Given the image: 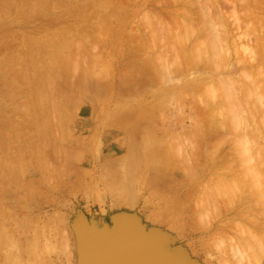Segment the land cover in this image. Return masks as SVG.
Here are the masks:
<instances>
[{"label":"rangeland","instance_id":"obj_1","mask_svg":"<svg viewBox=\"0 0 264 264\" xmlns=\"http://www.w3.org/2000/svg\"><path fill=\"white\" fill-rule=\"evenodd\" d=\"M6 1H9L11 8H9V10L0 8V264H38L37 261L39 260L43 262H41L42 264H81V253L79 251L81 235L77 237L76 227H86L88 222L90 223V219L97 218L101 222L100 227H105L107 230L106 233L108 237H110V227L114 226L113 216L130 213L139 218L140 221H144L148 214L164 209L166 204L173 201L174 198V200L181 201L183 205V208L181 207V213L185 221L182 222V228L187 226L183 229L184 232H182V234H184L176 245L182 246L183 248L185 247V254L189 256H187L189 262L190 259H192L196 264H238V261L235 263V257L237 256L234 254L235 257H233V252L235 253L237 250L234 248L236 242L237 244L241 241L243 242H241L242 245L239 243L243 246L241 256L244 255L243 252L245 253L246 251H244V245L245 247L248 245L247 248L250 249V247L259 240V244L262 245V241L264 240L262 233L264 232L260 234L258 230H260L259 228L262 226L261 230L263 231L262 228L264 224L261 223H264V218L262 216L258 217L259 212L258 214L256 213L257 215L255 214L256 218H263H261L263 222L262 220L259 222L260 226L256 223L257 219H254V213L247 214L248 218L253 216L252 220H256L255 224L259 225H255L259 228L255 227L250 219L254 229H258H255V231H258L259 234L263 236L262 238L259 235L261 237L259 239L257 238L258 236H256L258 232L251 234L255 231H248L247 228L252 229L253 227L248 222V218L246 219L244 214L245 211L243 212L244 215L240 214L242 217L237 213L242 212L241 207L245 209L249 208H246L247 205L252 209L254 205L259 206L262 203L263 205L259 207L262 210L264 208V200L263 202L259 200L260 203L258 200V202L256 201V199L260 197L259 192L264 189L262 185H259L260 181H257V183H259L258 185L263 189L257 190L258 193L256 191L254 192L259 195V197H256L254 200L256 203L254 202V204H252L255 197L252 191V195H249L250 197L253 196V199L249 197V199H252V203L250 201L252 205L244 200L247 204L243 206V204H241L243 199L241 202L239 201L240 203L238 202V198L244 196L243 192L246 191V188L249 189L247 185H244L246 180L243 184L244 181L242 180L244 177L242 176L243 178H240L241 175H239V173L241 174V171H239V169L245 170L248 169L245 166L248 165L250 167L251 165L249 160H244L245 163L249 161V164L246 165L243 163L245 165L242 167L243 164L240 158L245 156L242 155V151L247 149L246 153L244 152L245 150L243 151L246 157L248 156L247 159L251 157L247 153H254V158H250L252 164L255 163L252 166L253 168L256 164L260 166V164L264 162V160L261 159L264 157V118H261L264 117V112L262 113L264 110V99H258L264 94V89L262 91L260 87L264 85V79L263 81L261 80L264 72H260L262 71L261 66L264 68V61H261L264 57L261 58V56H259L264 53V0H254V3H252V0H235V2L238 1L236 3L237 5L232 0H225V2L223 0H218L219 5L220 1L222 4H225H221V7L218 6V2L215 4L216 0L213 2L211 0L212 4L218 6L216 8L215 5L212 7V4H210L211 7L207 6L208 3L206 2H209V0H206V2L204 0L205 3L203 6L201 5L203 2H201V0H0V4H4L5 6ZM231 1L233 4H231ZM245 5L250 9L243 10L247 8ZM223 6L224 8L219 10ZM243 6L244 8L242 9L241 7ZM234 7L238 9V11ZM211 9L217 14L215 15L212 13L213 10ZM240 9H242V11ZM204 10H206L207 13L212 11L211 15L210 13L205 14L206 12H204ZM249 10L253 12L257 11L252 13L251 16L253 17H251L249 15L251 14ZM191 11L194 16L188 15L192 13ZM242 12H244V14L247 12L250 16V18H248L247 14L244 15L247 18L245 22L250 21L248 25L251 23L249 27L248 25L245 26V22H243L245 18L242 17V23L244 25H242L243 30H241V25L239 26V23H241L240 16H243ZM186 13H188V16ZM234 13H236V16L240 14V18L237 16L239 19L238 21ZM212 14L214 17H211L213 16ZM258 14L260 15L259 18L257 17L259 16ZM223 15L227 19L220 18V16ZM209 17L212 20L211 24L213 22V26L209 23ZM179 20L183 22L182 25L181 22H178ZM183 20L187 21V29H194V31L198 32V36L202 31V41L200 35L201 42L198 38L196 44L199 42L200 46L202 47V45H204L203 48L205 47V49L197 45V50L201 49V51H206V47H208L206 44L212 45L215 41L217 42V38H220L219 40H230L224 41L223 44L226 45V42H230L228 45L233 50V53L228 54L230 53V49L227 52L226 50L224 52L222 50V54L226 53L231 56L233 61L231 59L230 63L231 65L233 63V66H235V62L239 61L240 58H242L241 61L244 58L246 59V56L249 57H247V60L250 63L254 62V64L258 58H261L260 63L258 61V64L261 65L257 67L255 64L256 67L254 66V68L256 69H252V71L257 70V73L260 72L261 79L259 76L258 78L260 80L257 78L255 72H252L255 73L253 74L254 77L251 75L252 73L249 74L251 70H247L248 72L245 71V73L244 69L238 68L241 70L240 71L236 68L238 72L236 70L234 72L238 75L235 73H232L233 75L231 74L232 81L234 82L232 89L234 91H232V94L233 96L235 94V97H233L232 100L226 99L229 102H226L223 98L226 103L219 99V97L222 98V93L220 90L218 91L220 88L219 85L216 86L219 87L216 90V97H213L212 93L214 87L212 84L214 83L206 85L209 88L205 86V89H202L203 94L200 93L201 89H195V91L191 89L190 91H186V95H183L185 91L181 90V88L185 87V83H187L186 86L189 83L191 88V82L194 83L193 80L197 79V75L200 74V72H196L198 74L195 75L193 70L192 73L195 75V78L189 70L191 75H189V72L186 73L191 76V79H194L189 82L190 78H188V76L187 78L189 81L186 82L182 80L186 79L187 74L185 71L181 72L183 74L185 73L184 75L186 76L179 72V70L178 72H174L175 68H182V66H180L182 64L178 63L181 55L176 57V54H178L176 51H179L178 48L180 49L182 44L185 46V43L188 42L186 34L184 33L186 31V26ZM188 22H190V27L187 24ZM193 22L195 27L192 25V28L191 24ZM223 22H226L227 26L224 25ZM227 22H229V24ZM234 22L238 24L236 27L238 29L240 28L239 30L241 32H243L244 29L247 30L248 28L250 30V28H253L250 30V35L246 33L244 36V32L241 33L239 31L243 34V36H241V34L237 32V28L234 30V24H236ZM214 24L217 26H214ZM222 25L225 29L229 27L228 25L233 29L229 28L228 31H225ZM182 26L184 32H179V30L182 31ZM209 28L215 33L211 31L207 32L206 30H210ZM218 29L222 30L220 31ZM249 30L247 32H249ZM234 31L238 34L235 35ZM206 32L209 35L211 33V35L208 37V35H205ZM223 32L224 34H222ZM226 32L229 33L226 34ZM177 34L180 38H178ZM184 34L186 39H181V37L184 38ZM220 34L224 35V37L226 35L227 38H221ZM236 36L237 38H232ZM247 36L249 37L247 38ZM210 37L215 39V41H211L210 39L212 38ZM160 38L161 41L158 40ZM238 38L244 41L246 39L249 40L245 42L241 40L243 41L241 42ZM257 38L258 40H256ZM233 39L237 40L234 44ZM260 40L261 44H259ZM247 41L252 43L249 44ZM256 41L261 45L257 47L258 51L259 48L261 50L259 52L256 50L257 48H255V45H257ZM158 42L160 43L159 48H157ZM237 42L240 49L237 47ZM201 43L203 44L201 45ZM244 43H247L245 44L246 47L248 46V48H250H247L248 51L243 45ZM174 44H176L178 48ZM147 45H149L150 48L147 47ZM232 45H235L234 49L237 47L238 50H234ZM242 46L245 48L243 49ZM173 47L175 48V54L172 53L173 51L171 52ZM252 47L256 53H254ZM261 47L263 48L261 49ZM209 48L210 46L208 49ZM241 49L245 52V54H243L244 56L237 55V52H242ZM246 51L249 54H246ZM159 52L163 53L161 58L160 56L162 53L160 54ZM252 52L253 56H251ZM258 53L259 55L256 56ZM170 54L173 55L172 57L170 56L171 58L169 57ZM220 55L221 53L215 55V60L212 56V61L210 60L211 63L215 64V61L217 62V60H219L217 57H220ZM235 55L236 57H241H238L237 61H235ZM230 56H228V58H230ZM174 57H176L178 61ZM255 57H257L256 61H254ZM162 58L164 60L174 59V61H163ZM252 59L254 60L252 61ZM175 61H177V63ZM161 62H163V64ZM167 62H170V64ZM173 63L174 68L172 69L171 64ZM166 64L168 65L166 66ZM177 65H179V67H177ZM258 68L260 70H258ZM160 69L164 71L160 72ZM242 72L243 74H241ZM159 73L163 75L162 78L157 77ZM229 74L230 73L226 74V76L229 77ZM220 76L221 75H219V77ZM241 76H243V78ZM244 76L246 77L245 79ZM252 77H256L255 79L262 82L260 83L255 79L252 80ZM217 78L215 84L218 81ZM241 78L246 80H243L244 84ZM236 79H239L241 83L239 80H237V82L234 81ZM249 79L252 81V86L259 83L256 88L250 86L249 83H251V81ZM180 80H182L181 82L184 81L182 85H180ZM256 81L258 82L256 83ZM219 83L220 81L218 84ZM236 83H238V85L240 84V87L245 86L248 88L247 90L243 88L244 93L246 91L248 92L245 94L242 92L241 95L243 94V96H240L239 86ZM249 86L251 88H249ZM221 88L223 89H221L222 92H226L223 86ZM234 88H238L237 91H239L236 92ZM257 89L258 91L261 90L260 92L262 94L259 93ZM219 93L221 95H218ZM206 94L207 96H204ZM210 94H212L211 97L213 98H211V105L214 104V101L217 100L218 97L226 108L229 106L227 109L228 112L219 100V102H215L220 103L223 109L220 108L218 110L217 107H213L216 104L207 107L205 103H207V105L210 104L207 102V97L210 96ZM251 94L256 95L254 97L252 96L254 99L251 97ZM244 95H246L247 98ZM237 97H244L243 99H246L248 103L243 105L245 101H242V105L237 104L239 103L238 101H240ZM248 98L252 100L249 107L253 109V105L255 104L257 110L254 108V113H257L259 109L262 110L261 113L263 115L261 116L260 113L261 117H258L259 113H257L256 116L252 115V117H254H250L251 120H249L250 118L247 115H251L248 113L250 112V108L246 109V107H248L247 105L251 101ZM231 101H237V106H235V104L234 107L229 105V103H232ZM181 102H184V105H180L182 104ZM258 104H260V106ZM256 105L258 106L256 107ZM205 106L207 109L213 107L216 112L220 111L218 112L220 116H222V112L226 111L225 115L223 114L225 118L222 116L224 122L222 117L219 116L218 118L216 115L217 113L212 110V112L215 113L214 115L218 118L213 116V119L215 118L216 121L215 119L212 120L215 121L214 123L216 124H212L211 119V121L207 119L210 121L209 123L204 119L207 125L202 124L204 121L197 119V117L200 116L198 112L202 113V110H207L204 109ZM244 106L245 108H243ZM236 107L239 109L237 110ZM230 108L233 111L235 109V115ZM247 110L248 112H245ZM196 111H198L197 113L199 115ZM207 111L212 114L210 109ZM229 111L231 113H229ZM238 111L242 114L239 115L242 116V118L240 117L241 120L246 114V117L249 118H247L249 121L246 120V118L243 119V121L246 120L245 125L249 122V126L247 125V127L243 124L241 130H239V123L241 122L234 121ZM227 113L229 114L227 115ZM227 116H229L228 118H232L228 121V118L226 119ZM239 116H237L238 120H240ZM257 121L260 122L257 123ZM228 122L229 124H226ZM210 123L212 124V128L210 127L211 129H209L207 127L210 132H205L206 130L204 129L206 126H210ZM204 125H206L205 128H203ZM213 125L216 126L214 127ZM227 125H229V127ZM243 126H245V130ZM229 128H232V130ZM233 132H235V134H233ZM227 133L229 134L227 135ZM242 135L243 138L244 135L246 137L243 139L241 138ZM246 139H249V142L252 141L251 144L245 141ZM231 141L234 144L236 142V144L234 145ZM242 142L243 146L238 145L237 147V144H242ZM168 143H172V145H169L173 147L176 144L175 146H178L176 149L178 150L181 147L182 150H176L177 152H175L174 149H171L170 151L171 146H169ZM248 144L251 145V150L253 152L250 149V151H248V148H250ZM162 146L168 147L169 152L168 149H166L167 153H165L166 150L165 148H161ZM235 146L237 148L240 147V149L237 150ZM246 146H248V148H246ZM159 147L161 150L158 149ZM156 148L160 153L156 151ZM235 149L238 154L240 153V158H236L239 155L231 154V151ZM212 152H214V154ZM168 153L170 154L167 158ZM237 153L235 152V154ZM225 154L226 157H224ZM229 154L231 157L233 155L235 158H229ZM155 156H157V158ZM159 156L162 157V160L159 159ZM170 157L173 158L171 159ZM184 158H186L185 161ZM165 159L167 160L165 161ZM180 159L183 161H180ZM225 159H227V161ZM178 160L179 163L183 162V165L181 163V165L177 163L179 166L176 165ZM239 160V163H241L240 165H242L239 167L242 168L237 170L239 171L237 175L242 179L243 185L240 184V182H237V184L235 182L236 175L230 174V172L233 173L235 170H232V168L239 165L237 164ZM213 161L215 163L214 166L211 164ZM233 162L236 165H234ZM225 164H228V168L231 167L230 170L232 171L229 169V171H227L226 168L228 165L226 166ZM232 164L234 165L233 167ZM222 166H225L223 168L226 169V171L222 170ZM261 167L263 171L264 166L261 165ZM237 168L238 167H236V169ZM253 168H250L251 170L247 171L246 175L243 173L244 171L242 173L248 176V174L253 171L256 173L255 177L259 178L258 173L254 171ZM214 171H216L217 174ZM213 173H215L216 177H214L215 175ZM261 173L263 176L264 171ZM225 174H227L226 177ZM228 174L230 175L229 177L234 175L233 177L235 178L234 182V178H230L231 184L236 183L238 186L240 184V187H238V190L241 189L240 193L237 194L235 192H238V190H231L236 184L234 186L223 184L222 180L224 177L226 178L225 181L223 180L224 183H226V180L230 182ZM219 175H222V177L224 176L222 180L218 179L221 177ZM252 177H254V175ZM247 178L249 180L246 184L250 187L249 183L251 178L248 176L245 179ZM219 181H221L224 186L228 185L231 187L229 189L227 186V191L231 190L233 193L235 192L236 195H238H235V199L242 206H238V203H235L236 200L232 199L234 197L231 191H229L231 195L229 196L228 192H224L223 186L220 188L221 185ZM252 181L253 184L254 181L256 183V179ZM262 181H264V178L261 182ZM256 184L251 187L254 186V188H257L258 185L255 187ZM215 185L216 188H214ZM235 188L236 187H234V189ZM257 189H259V187ZM249 194H251L250 191ZM247 195L244 198H247ZM202 196H204V198ZM263 196L264 195H262L261 198ZM198 198L201 202L207 200L203 202L204 204L205 202L206 204L208 203L205 205L207 207L210 205L209 209H211V211L219 207L218 211L221 213L219 212L218 214L221 216L218 215L219 217L215 218L209 215L212 217V221L210 218L208 219L210 222L206 221L207 218H204L206 222L202 220V215L209 213V209H207L208 211L204 209L207 212L203 210L202 213L200 211L202 208L200 209V207L204 205L199 203L200 201ZM201 198H203V200ZM249 199L247 198L248 201ZM197 202L200 204L198 208ZM212 204H218V206L213 208ZM238 207L241 208L239 212ZM198 209L200 210L198 211ZM256 209L257 207L254 208L257 212L259 208ZM215 210L214 212H218ZM262 210L260 211L262 212ZM235 211H237V213ZM252 212H254L253 209ZM183 214L186 215L184 216ZM213 215L216 214L214 213ZM238 217L242 218L243 221L246 220V222L243 223L250 225V227L244 225L245 229L251 234H248L251 236L249 240L257 239V241L253 240L254 242L252 244L250 242L249 245L247 242L244 244V240H239L244 236L247 238L248 236H246V234L248 232L245 233L246 230L243 229L241 231L243 237H240L239 231L243 225L242 222H240L241 224H237L239 220H242ZM234 218L236 219L234 220ZM193 222L198 226L196 224L194 225ZM191 223L195 227L188 225H191ZM209 223L210 225H208ZM211 223L213 224L211 225ZM223 226L226 228L222 230ZM237 228L238 231L236 230ZM224 232H226L227 235ZM54 233H56L55 236ZM7 234L9 237H7ZM57 234H62L63 236H56ZM64 234L66 236H64ZM59 236L69 237V248H66V250H64V246L67 245L65 243L68 242L65 241L66 238H61V240ZM224 238L226 239L225 241ZM233 238L239 242L236 240L235 242L231 241ZM249 240L246 239L248 242ZM217 242L219 244H217ZM32 243L34 246L31 245ZM165 243L167 245L171 244V242L168 241H165ZM230 243H232L233 246L230 245ZM58 244H61V247ZM63 244L65 245L63 246ZM239 244L235 247L238 248V246H240ZM259 244L257 243V245ZM35 245L39 247V250ZM172 245H175V243ZM257 245L251 247L253 251L257 248V250L254 251L255 254L251 253L254 258L249 257L252 255L247 253L248 258H250V261L252 260L254 262L255 260L259 261L262 259L260 260L262 262H255V264H264V258H262L264 246L262 245V247H260V245ZM46 246L48 249L45 248ZM253 247L256 248L254 249ZM258 247L261 249H258ZM240 248L238 249L241 251L242 248ZM232 249H235V251ZM258 250H263L258 253L260 255L262 253L261 257L257 255ZM69 253L71 255L73 254L72 258ZM68 254L69 258L66 257ZM36 256H40L41 259L40 257L36 259ZM230 257L233 258L230 259ZM243 258L247 260V257ZM238 259L239 258H237V260ZM248 260L243 261L248 264ZM252 261L250 264L254 263ZM239 264H241V262Z\"/></svg>","mask_w":264,"mask_h":264},{"label":"bare ground","instance_id":"obj_2","mask_svg":"<svg viewBox=\"0 0 264 264\" xmlns=\"http://www.w3.org/2000/svg\"><path fill=\"white\" fill-rule=\"evenodd\" d=\"M177 1H178V0H177ZM177 1H176V4H177ZM180 1H182V0H180ZM202 1H203V2H202ZM213 1H214V0H212V2H213ZM223 1L225 2V0H223ZM223 1H222V2H223ZM229 1H230V0H229ZM229 1H228V2H229ZM232 1L235 2V0H232ZM232 1H231V4H233ZM238 1H239V0H238ZM238 1H237V2H238ZM242 1H243V0H242ZM256 1H257V0H256ZM256 1H255V2H256ZM156 2H157V1H156ZM173 2H174V1H173ZM186 2H187V1H186ZM193 2H194V1H193ZM201 2H202L201 5L203 6V4L206 2V0H205V2H204V0H201ZM209 2H210V3H209ZM209 2H206V3H208V5H207V4H206V5L211 7V5H210V4H212L211 0H209ZM217 2H218V6L221 7V4H222L221 1H220V5H219V1H218V0H216L215 4H216ZM237 2H235V4H236ZM244 2H245V1H244ZM244 2H243V3H244ZM246 2H247V1H246ZM249 2H251V1H249ZM179 3H181V2H179ZM190 3H191V2H190ZM195 3H196V2H195ZM252 3H254V0H252ZM192 4H193V3H192ZM196 4H197V3H196ZM196 4H195V6H196ZM199 4H200V3H199ZM215 4H212V7H214L213 5H215ZM247 4H249V3H247ZM260 4H261V3H260ZM188 5H189V4H188ZM188 5H187V6H188ZM222 5H225V4L223 3ZM226 5H227V3H226ZM236 5H237V4H236ZM236 5H235V6H236ZM238 5H239V3H238ZM204 6H205V5H204ZM207 6H206V7H207ZM218 6L215 5V8L218 7ZM229 6H230V5H229ZM233 6H234V5H233ZM245 6H246L247 8L243 9L244 6L241 7V8H242L243 10L250 9V8H248L247 5H245ZM188 7H189V6H188ZM206 7H205V8H206ZM210 7H209V8H210ZM257 7H258V6H257ZM207 8H208V7H207ZM223 8H224V6H223L222 8H220L219 10H221V9H223ZM234 8H235V7H234ZM237 8H238V7H237ZM200 9H201V8H200ZM200 9H199V10H200ZM235 9H236V8H235ZM235 9H234V11H235ZM242 9H240V10L242 11ZM253 9H255V8H253ZM261 9H262V8H261ZM191 10H192V9H191ZM206 10H207V9H206ZM206 10H204V12H206ZM211 10H213V9H211ZM227 10H228V9H227ZM227 10H226V12H227ZM236 10L238 11V9H236ZM259 10H260V9H259ZM263 10H264V9H263ZM176 11H177V10H176ZM201 11H202V10H201ZM208 11H210V10H208ZM217 11H218V10H217ZM230 11H231V10H230ZM234 11H233V12H234ZM241 11H239V12H241ZM249 11L251 12V14H249V15L251 16L252 13H255L257 10H256L255 12H253V11H251V10H249ZM249 11H248V12H249ZM183 12H184V11H183ZM187 12H188V11H187ZM191 12H192V11H191ZM204 12H203V13H204ZM211 12H212V11H211ZM211 12H209L210 15H211ZM214 12H215V11L213 10L212 13H214ZM218 12H219V11H218ZM223 12H224V11H223ZM223 12H222V13H223ZM239 12H238V13H239ZM259 12H260V11H259ZM188 13H190V12H188ZM188 13H186V15H187ZM200 13H201V12H200ZM209 13L206 12L205 14H209ZM222 13H221V14H222ZM242 13H243V16L241 15V16H240L241 18L239 17L240 14L237 15L238 18L241 19V20H240L241 23H239V26L241 25V26H240V27H241V30H243V27H242V25H243V23H242V19H243V18H242V17L245 18V19H243V20H244L243 22L247 21V18L244 16V15L247 14V12H245L246 14H244V12H242ZM242 13H241V14H242ZM261 13H262V12H261ZM214 14L216 15L217 13H214ZM224 14H225V13H224ZM234 14H235V15H234ZM234 14H233V15L236 16V13H234ZM259 14H260V13H259ZM259 14H258V15H259ZM183 15H185V14H183ZM188 15H193V12H192L191 14H188ZM188 15H187V16H188ZM201 15H202V14H201ZM212 15H213V14H212ZM219 15H220V14H219ZM230 15H231V14H230ZM249 15L247 14L248 18H250ZM253 15H254V14H253ZM193 16H194V15H193ZM199 16H200V15H199ZM206 16H207V15H206ZM217 16H218V15H217ZM237 16H236V18H237ZM255 16H257V15H255ZM261 16H262V15H261ZM200 17H201V16H200ZM204 17H205V16H204ZM204 17H203V18H204ZM211 17H214V15L211 16ZM215 17H216V16H215ZM221 17H222V19L226 18V17H224V15H223V16H220V18H221ZM251 17H253V16H251ZM257 17L259 18L260 15L257 16ZM188 18H189V17H188ZM201 18H202V17H201ZM217 18H218V17H217ZM236 18H235V19H236ZM238 18H237V21L239 20ZM261 18H262V17H261ZM263 18H264V16H263ZM180 19H181V18H180ZM186 19H187V18H186ZM190 19H191V18H190ZM204 19H205V18H204ZM209 19H210V22H209V23L211 24V21H212V20H211L210 17H209ZM226 19H227V18H226ZM232 19H233V18H232ZM148 20H149V19H148ZM191 20H192V19H191ZM191 20H190V22H191ZM199 20H200V18H199ZM206 20H208V19H206ZM216 20H217V19H216ZM233 20H234V19H233ZM254 20H255V19H254ZM183 21H185L184 24H185V26H186V22H187V21H186V20H183ZM192 21H193V20H192ZM197 21H198V19H197ZM225 21H226V20H225ZM229 21H230V20H229ZM261 21H262V20H261ZM178 22H181V21L179 20ZM190 22L187 23V24L189 25V27H190V24H189ZM200 22H201V21H200ZM214 22H215V18H214ZM219 22H220V21H219ZM248 22H250V21H248ZM248 22H245V23H244L245 26L248 25ZM251 22H252V21H251ZM263 22H264V21H263ZM182 23H183V22H181V25H182ZM216 23H218V22H216ZM223 23H224V22H223ZM227 23L229 24V22H227ZM230 23H231V22H230ZM234 23H236V22H234ZM246 23H247V24H246ZM177 24H179V23H177ZM193 24H194V22L191 24V26H192ZM199 24H201V23H199ZM207 24H208V23H207ZM207 24H206V25H207ZM220 24H221V23H220ZM236 24H237V23H236ZM236 24H234V25H235V26H234V30H235V28H237L236 26H238V24H237V25H236ZM181 25H180V26H181ZM211 25L213 26V22H212ZM224 25H226V22L224 23ZM249 25H251V23H249ZM249 25H248V27H249ZM185 26H184V27H185ZM193 26H194V25H193ZM193 26H192V28H193ZM198 26H199V25H198ZM214 26H217V25L214 24ZM222 26H223V25H222ZM226 26H227V25H226ZM228 26H229V27H226L227 29H225V27L223 26L225 31H228L229 28H232V27H230V25H228ZM243 26H244V25H243ZM187 27H188V26H186V31H185V32L183 31V26L181 27V30H182V31L179 30V32H184V33L186 34V37H187L188 42H186V43L184 42V43H185V46H184V44H182L183 47L180 46V49H181V50H180V49L178 48V46H177L176 44H174L175 46H177L178 50L180 51V52H179V51H176V52L178 53V54H176V57H179V56L181 55L180 57L183 58V59L179 58V62H178V63H181V64H182V65H180V66H182V68H180L179 65H177V67H179L180 69H179V68H175V71H174V70H173V71H174V72H178V70H179V72H181V71L184 72V71H185V73H186V72H189V70H190V72H191L192 75H194V74L196 75V74H198L199 72H200L201 75H202V74H203V75H202V76H201L200 74L197 75V79L193 80V81H194V83H193V82H191V80L194 79V78L191 79V76H189V75H191L190 72H189V75H188V73H186L187 76L184 75L185 73L183 74V73L181 72L184 76H186V79H187V80H186V79H182V80H185L186 82H188V81H189L188 78H190V81H189V82H191V88H190V84H189V83H188V85H187L188 87L186 86L187 83H185V87L182 86V87H184V88H181V90H184V91H185V94H183L184 92L182 93L183 95H186V91H190L191 89H193L194 91H195V89H198V90L201 89V90H200V91H201L200 93L203 94L202 89H205V86L208 85L209 83H214V84H212L213 87H214V89H213V93H212V94H213V97H214V96L216 95V93H217V91H216L217 88H219V87H216V86L219 85L220 88L218 89V91L220 90V92L222 93V95H221L220 93L218 94V95H221V96H222V98L219 97V99L222 100V101H224V103H226V102L228 101V100H226V99H231V100H232V98L235 97V94H234V96H233V94H232V93H233L232 91H234V90H232V89H233V84H234V82L232 81V76H231L232 73H235V72H234L235 70L237 71L238 68H240V69L242 68V70L244 69V72H245V71L248 72L249 70H251V71H249V74L252 73V72H255L256 75H257V78H258V76H259V78H260V76H261V75H260V72H264V71H263V69H264L263 66H261V68H262L261 70H262V71H260L259 73H257V70L252 71V69H256V68H254L255 64H256L257 67H258V65H259V66L261 65V64H258V61H259V63H260L261 58L264 57V56H263L264 53H263L262 55H259V53L256 54V56L259 55V56H261V58H260V59L258 58L257 61H256V58H257V57H255V60L252 59V61H253V60L256 61L255 64H254V62H251V63H250V62L247 60V57H248V56H246V55H245V56H246V59L244 58L242 61H241L242 58H240L241 56H238V57L240 58V60L237 61V58H238V57H236V55H235V56H234V57H236V58H235V59H236L235 61H237V62H235V66H233L234 64L232 63V65H231V63H230V60L232 59L231 56H230V55H227L226 53H223V54H222V50H223V52H224L225 50H226V52H227L228 50L231 49V48L229 47V45H228V43H230V42H228V43L226 42V45L223 44L224 41H230V40H228V39H226V40H225V39H223V40H219L220 38H217V35H216V38H217L216 40H217V42L215 41V39H213L212 37H210V38H212V39H210V40H211V41H215V42H214L213 44L210 43V44H212V45L206 44L208 47L210 46L209 49H208V47H206V48H207L206 51H201V49H200V50H197L198 46H200V43L198 42V44H196V42L198 41V38H199V41H200V35L202 34V31H201V34L198 36V32L194 31V29H193V30L190 29V28L187 29ZM194 27H195V26H194ZM220 27H221V25H220ZM251 27H252V26H251ZM196 28H197V27H196ZM196 28H195V30H196ZM212 28H213V27H212ZM218 28H219V24H218ZM221 28H222V27H221ZM244 28H245V27H244ZM200 29H201V28H200ZM209 29H210V30H206V31H207V32H208V31L214 32V31L211 30V28H209ZM232 29H233V28H232ZM239 29H240V28H239ZM239 29L237 28V32L240 31ZM252 29H253V28H250V30H252ZM263 29H264V28H263ZM202 30H203V29H202ZM218 30L221 31L222 29H218ZM230 30H231V29H230ZM248 30H249V29L247 28V30L244 29V31H243L244 33L241 32V31H240V32L243 33L244 36H245L246 33H248V35H250V30H249V32H247ZM259 30H260V29H259ZM197 31H198V30H197ZM216 31H217V30H216ZM231 31H233V30H231ZM231 31H230V32H231ZM203 32H204V31H203ZM207 32L205 33V35H208V37H209V36L211 35V33L209 32V33H210V35H209V34H207ZM234 32H235V35L238 34V33H236V31H234ZM240 32H239V33H240ZM260 32H261V30H260ZM176 33H177V32H176ZM214 33H215V32H214ZM228 33H229V32H228ZM228 33L226 32V34H228ZM241 33H240V34H241ZM261 33H262V32H261ZM261 33H260V34H261ZM263 33H264V30H263ZM185 34H184V38L181 37V39H186V38H185ZM216 34H217V33H216ZM222 34H224V32H223ZM243 34H241V36H243ZM256 34H257V33H256ZM258 34H259V33H258ZM158 35H159V33H158ZM182 35H183V34H182ZM182 35H181V36H182ZM220 35H221V34H220ZM232 35H233V34H232ZM262 35H263V34H262ZM262 35H261V36H262ZM177 36H178V34H177ZM233 36H234V35H233ZM251 36H252V35H251ZM253 36H254V35H253ZM156 37H157V35H156ZM156 37H155V38H156ZM159 37H160V36H159ZM174 37H175V36H174ZM214 37H215V36H214ZM219 37H220V36H219ZM225 37L227 38L226 35H225ZM225 37H224V35H221V38H225ZM248 37H249V36H247V38H248ZM254 37H255V36H254ZM178 38H180V37L178 36ZM228 38H229V36H228ZM232 38L235 39V38H237V36H236V37H232ZM241 38H242V37H241ZM250 38H251V37H250ZM262 38H263V37H262ZM262 38H261V40H262ZM174 39H175V38H174ZM234 39H233V41H234L233 44L236 43V41H237V40H234ZM238 39H240V38H238ZM156 40H157V39H156ZM158 40L161 41V38L158 39ZM177 40H178V39H177ZM187 40H186V41H187ZM241 40H243V39H240V41H241ZM246 40H249V39H246ZM246 40H245V41H246ZM250 40H251V39H250ZM256 40H258V38H257ZM261 40H260L259 44H261ZM174 41H175V40H174ZM180 41H181V40H180ZM201 41H202V35H201ZM201 41H200V42H201ZM243 41H244V40H243ZM243 41H241V42H243ZM245 41H244V42H245ZM254 41H255V40H254ZM181 42H182V41H181ZM238 42H239V40H238ZM238 42H237V44H238ZM241 42H240V44H241ZM149 43H150V42H149ZM182 43H183V42H182ZM247 43H249V42L247 41ZM247 43H244L243 45L246 47L245 44H247ZM251 43H252V42H251ZM251 43H249V44H251ZM262 43H263V40H262ZM159 44H160V43L158 42V47H157V48H159ZM179 44H180V43H179ZM186 44H187V45H186ZM202 44H203V43H201V45H202ZM237 44H236V45H237ZM256 44H257V45H255V48L261 46V45L258 44L257 41H256ZM149 45H150V44H149ZM149 45H147V47H149ZM197 45H198V46H197ZM206 45H205V46H206ZM258 45H259V46H258ZM195 46H196V47H195ZM203 46H204V45H202V47H201V46H200V47L203 48ZM232 46H233V45H232ZM238 46H239V44L237 45V47H238ZM181 47H182V48H181ZM234 47H235V45L233 46V49H234ZM237 47L235 48L236 50L240 49L239 47H238V49H237ZM240 47H241V46H240ZM245 47H244V48H245ZM249 47H250V45H249ZM149 48H150V47H149ZM151 48H152V47H151ZM217 48L219 49V51H218ZM242 48H243V46H242ZM244 48H243V49H244ZM247 48H248V46L246 47V49H247ZM262 48H263V47H261V49H262ZM203 49H205V47H204ZM235 49H234V50H235ZM243 49H241V51H242ZM248 49H250V48H248ZM248 49H247V51H248ZM252 49H253V47H252ZM174 50H175V48L173 47V49H171V52L173 51V52H172L173 54H175V53H174V52H175ZM231 50H232V49H231ZM231 50H230V53H228V54H232V53H233V50H232V51H231ZM256 50L258 51V48H257ZM263 50H264V48H263ZM247 51H246V54H249ZM253 51H254V49H253ZM259 51H261L260 48H259ZM259 51H258V52H259ZM157 52H158V51H157ZM171 52H170V53H171ZM242 52H243V51H242ZM242 52H240V53L237 52V55H242V56H244L243 54H245V52H243V53H242ZM250 52H251V50H250ZM159 53L161 54L162 52H159ZM219 53H221L220 57H217V59H219V60H217V62L215 61V64H214V63L212 64V63H211V61H212V58H211V57L213 56V58H214V56H215V55H219ZM234 53H235V52H234ZM254 53H256V51H254ZM160 54H159V55H160ZM167 54H168V52H167ZM209 54H210V56H209ZM252 54H253V52L251 53V56H253ZM177 55H178V56H177ZM162 56H163V53H162V55L160 56V58H161ZM170 56L172 57L173 55L170 54L169 57H170ZM228 56H230V58H228ZM251 56H250V58H251ZM165 57H166V56H165ZM165 57H163V58H165ZM171 57H170V58H171ZM176 57H174V58H176ZM209 57H210V58H209ZM160 58H159V60H160ZM163 58H162L163 61H168V60H170V59H168V60H164ZM248 58H249V57H248ZM157 59H158V58H157ZM165 59H166V58H165ZM180 59H181V60H180ZM208 59H209V60H208ZM262 59H263V60H261V61L263 62V61H264V58H262ZM172 60L174 61V59H172ZM172 60H170V62H171ZM176 60H177V58H176ZM210 60H211V61H210ZM214 60H215V58H214ZM177 61H178V60H177ZM177 61H175V62L177 63ZM180 61H182L184 64H183L182 62H180ZM209 61H210V62H209ZM232 61H233V59H232ZM170 62H167V63L170 64ZM262 62H261V63H262ZM161 63L163 64V62H161ZM164 63H165V62H164ZM210 63H211V64H210ZM263 63H264V62H263ZM167 65H168V64H166V66H167ZM171 65H172L171 68L173 69V68H174V67H173L174 63L171 64ZM256 66H255V67H256ZM158 67H159V66H158ZM164 67H165V66H164ZM183 67H184V68H183ZM161 68H162V66H161ZM165 68H166V67H165ZM236 68H237V69H236ZM162 69H163V68H162ZM162 69H160L159 71H160V72L164 71V70H162ZM176 69H177V70H176ZM240 69H238V70H240ZM170 70H171V69H170ZM193 70H194V71H193ZM247 70H248V71H247ZM258 70H260V69L258 68ZM159 71H158V72H159ZM165 71H166V70H165ZM192 71H193L194 74L192 73ZM240 71H241V70H240ZM196 72H198V73H196ZM237 72H238V71H237ZM246 72H245V73H246ZM207 73H208V77H207ZM228 73H230V74H229V77L226 76V74H228ZM255 73H252L251 75H253V74H255ZM235 74H237V73H235ZM235 74H234V77H235ZM241 74H243V72H242ZM249 74H248V75H249ZM258 74H259V75H258ZM195 75H194V77H195ZM205 75H206V76H205ZM219 75H221V76H223V77H221V76L219 77ZM232 75H233V74H232ZM237 75H238V74H237ZM246 75H247V74H246ZM184 76H183V78H184ZM188 76H189V77H188ZM217 76H218V78H217ZM239 76H240V74H239ZM157 77H158V78H162L163 75H161V74L159 73ZM187 77H188V78H187ZM192 77H193V76H192ZM234 77H233V78H234ZM241 77L243 78V76H241ZM247 77H249V76H247ZM253 77H254V75H253ZM253 77H252V80L256 78V77H255V78H253ZM263 77H264V75H263ZM263 77H262V79L260 78L262 81H263V79H264ZM195 78H196V77H195ZM216 78L218 79V81H217V83L215 84V80H216ZM237 78H238V77H237ZM242 78H241V81H242V83H243V80H244L246 77L244 76V79H242ZM259 78H258V79H259ZM250 79H251V78H250ZM250 79H249V80H250ZM258 79H255V80H258ZM260 79H259V80H260ZM182 80H180V82H181ZM208 80H209V81H208ZM237 80H239V79H236V80H234V81L237 82ZM249 80H248V81H249ZM259 80H258V81H259ZM219 81H220V83L218 84ZM239 81H240V80H239ZM241 81H240V83H241ZM244 81H246V80H244ZM250 81H251V80H250ZM258 81H256V83H257ZM262 81H259V82L261 83ZM158 82H159V81H158ZM180 82H179V83H180ZM183 82H184V81H183ZM183 82H181L180 85H182ZM263 82H264V81H263ZM238 83H239V82H238ZM238 83H236V84L238 85ZM246 83H247V82H246ZM246 83H245V84H246ZM248 83H249V82H248ZM243 84H244V83H243ZM249 84H250V86H252V81H251V83H249ZM249 84H247V85H249ZM253 84H254V82H253ZM258 84H259V83L255 84V85L252 86V87H255V88H256V86H257ZM214 85H215V86H214ZM237 85H235V86H237ZM192 86H194V87H192ZM222 86L225 88L226 92H225V91H224V92L221 91V89H222L221 87H222ZM238 86H239V87H238L239 90H240V91L242 90L241 92L238 90L240 96H243V94H245L246 92H248V91H246V92L244 93L243 88H244V90H245V88H246L245 86H244V87H240V84H239ZM241 86H243V85H241ZM250 86H249V88H251ZM259 86H260V85H259ZM259 86H258V87H259ZM262 86H263V88H262ZM262 86H260V87H261V90L263 91V89H264V85H262ZM195 87H196V88H195ZM206 87H208V86H206ZM258 87H257V88H258ZM208 88H209V87H208ZM215 88H216V89H215ZM235 88H236V87H235ZM235 88H234V89H235ZM238 88H237V89H238ZM240 88H242V89H240ZM255 88H254V89H255ZM237 89H235L236 92H238ZM247 89H248V88H246V90H247ZM254 89H253V90H254ZM198 90H197V91H198ZM206 90H207V89H206ZM210 90H211V89H210ZM222 90H223V89H222ZM253 90H252V91H253ZM261 90H260V91H261ZM194 91H193V92H194ZM252 91H251V92H252ZM257 91H258V89H257ZM260 91H258V92L261 93ZM191 92H192V91H191ZM207 92H208V90H207ZM211 92H212V90H211ZM211 92H210V93H211ZM236 92H235V93H236ZM242 92H243V94L241 95ZM249 92H250V91H249ZM214 93H215V94H214ZM252 93H253V92H252ZM259 93H258V94H259ZM263 93H264V92H263ZM212 94H210V96L207 97V98H208V101H207V102L210 103V104L208 103L209 105H207V103H205L207 107L211 105V100L213 99V98L211 97ZM225 94H226V95H225ZM237 94H238V93H237ZM249 94H250V93H249ZM258 94H257V95H258ZM261 94H262V93H261ZM261 94H260V95H261ZM208 95H209V93H208ZM218 95H217V96H218ZM239 95H238V96H239ZM246 95H248V94H246ZM246 95H244V96L247 98ZM260 95H259V96H260ZM202 96H203V95H202ZM204 96H207V94L204 95ZM236 96H237V95H236ZM252 96L254 97V96H256V95H255V94H254V95L251 94V97H252ZM263 96H264V94H263ZM263 96H262V97H259L258 99H260V100H261L262 98L264 99ZM184 97H185V96H184ZM209 97H210V98H209ZM215 97H216V96H215ZM225 97H226V98H225ZM253 97H252V98H253ZM201 98H202V97H201ZM211 98H212V99H211ZM223 98L226 100V102H225V100H223ZM238 98L240 99V101L237 100L239 103H237V101H234V102L231 101L232 103H229V105H231L232 107H234V104H235V106H237L236 103L242 105V101H243V102L245 101V104H243V105H246V103H248V101L246 102V99H243L244 97H243V98H242V97H237V99H238ZM241 98H242L243 100H242ZM255 98H257V97H255ZM209 99H210V100H209ZM219 99H218V97H217V100H215V101H218ZM248 99H249V98H248ZM248 99H247V100H248ZM253 99H254V98H253ZM181 100H182V99H181ZM220 100H219V101H220ZM249 100H250V99H249ZM199 101H200V100H199ZM203 101H204V98H203ZM215 101H214V104H213V105H215V104H216V105H215V106L211 105V106H213V107H217L218 110H219L220 108H222V106L225 107V105H224V103H223L222 101H220V103L222 102L221 104H223L222 106H221L220 103H216ZM219 101H218V102H219ZM250 101H251V102H249V104L247 105L248 107H246V109L250 108V112H251V111L255 108V104L253 105L254 108L252 109L251 107H249L250 103H252V100H250ZM262 101H263V100H262ZM228 102H229V101H228ZM240 102H241V103H240ZM253 102H254V101H253ZM258 102H259V100H258ZM179 103H180V102H179ZM181 103H182V102H181ZM183 103H184V102H183ZM183 103L180 104V105H184ZM212 103H213V101H212ZM254 103H255V102H254ZM218 104H219L220 106H219ZM227 105H228V103H227ZM227 105H226V106H227ZM258 105L260 106V104H258ZM258 105H256V107H257ZM206 106H205V107H206ZM218 106H219V107H218ZM238 106H240V105H238ZM205 107H204V109H207V107H206V108H205ZM213 107H209V108L207 109V110L210 109V111H211L212 114H210L209 111H207V110H204V111H203L202 109H200V110H202V113H201V112H198L199 110L196 111V113H197V112L200 113V116H201V117L198 116V117H200V118L197 117V119H200V120H203V121H204V122L202 121L203 123L201 122L202 124H206V125H207V123H206L205 120H207V119H208V120H210V119L212 120V119H213V116H214L215 118H217V116H218V118H219L220 115H218V112H220V111L216 112V111H215V108H213ZM211 108H212V109H211ZM228 108H229V106H228ZM228 108L225 107L226 111H227ZM243 108H245V106H244ZM258 108H259V107H258ZM217 109H216V110H217ZM222 109H223V108H222ZM222 109H221V110H222ZM233 109H234V108H233ZM236 109L238 110L239 108L236 107ZM240 109H241V107H240ZM251 109H252V110H251ZM255 109H256V108H255ZM255 109H254L251 113L248 112V110L245 111V112H248L249 114H251L250 116L247 115V114H246V115L250 118V117H252V115H255V116H256L257 113H259V114H258V117H261V116L263 115L262 113L264 112V110L262 111V110L259 109L257 113H254V112H255ZM212 110H213V112L215 111V113H217V114H216L217 116L214 115L215 113H213ZM230 110L233 111L231 108H230ZM244 110H245V109H244ZM256 110H257V109H256ZM206 111H207L206 114H207L208 116L205 114ZM222 111H224V110H222ZM226 111L222 112L221 115H222V116H223V114L225 115V112H226ZM234 111H235V109H234ZM234 111H233V113H234V115H235V112H234ZM239 111H240V110H239ZM239 111H238V113H236V119H235V120L233 119V120L236 121V122H237V121H238V122H241V123H239V125H240V126H239V127H240L239 130H241V126H242L243 124L245 125L246 120H248L249 118L246 117V115L243 114V115H244V116H243V117H244L243 119L246 118V120H244V121H243V119L241 120L242 116H239V115H242V114H240L241 112H239ZM242 111H243V110H242ZM261 111H262V113H261ZM227 112H228V111H227ZM198 113H197V114H198ZM208 113H209V114H208ZM229 113H231V112L229 111ZM229 113H227V115H228ZM252 113H253V114H252ZM260 113H261V116H260ZM219 114H220V113H219ZM195 115H196V114H195ZM198 115H199V114H198ZM210 116H212V117H210ZM222 116H220V117H222ZM229 116H230V115H229ZM229 116H227L226 119H227ZM231 116H232V115H231ZM237 116H239V118L241 117L240 120H238ZM223 117L225 118V116H223ZM223 117H222V119H223ZM253 117H254V116H253ZM253 117H252V118H253ZM258 117H257V118H258ZM215 118H214V119H215ZM218 118H217V119H218ZM231 118H232V117H231ZM231 118H228V121H229V119H231ZM234 118H235V116H234ZM247 118H248V119H247ZM261 118H264V117H261ZM261 118H260V119H261ZM204 119H205V120H204ZM214 119H213V120H214ZM220 119H221V118H220ZM255 119H256V117H255ZM208 120H207V121H208ZM211 120H210V121H211ZM213 120H212V122H211L212 124L216 121V119H215V121H213ZM249 120H251V118H250ZM249 120H248V121H249ZM257 120H258V119H257ZM210 121H208V123H209ZM217 121H219V120H217ZM226 121H227V120H226ZM230 121H231V120H230ZM248 121H247V122H248ZM253 121H254V120H253ZM263 121H264V120H263ZM219 122H220V121H219ZM223 122H224V119H223ZM258 122H260V121H257V123H258ZM211 123H210V126H206V125H204L203 128H205V126H206V128L204 129V130H206L205 132H210L209 129L212 128V127H211V126H212ZM217 123H218V122H217ZM214 124H216V123H214ZM223 124H224V123H223ZM226 124H229V122L226 123ZM233 124H235V123H233ZM248 124H249V122H248ZM248 124H247V125H248ZM251 124H252V123H251ZM208 125H209V124H208ZM237 125H238V124H237ZM247 125H245V126H247ZM255 125H256V124H255ZM255 125H253V126H255ZM213 126H214V125H213ZM215 126H216V125H215ZM215 126H214V127H215ZM227 126L229 127V125H227ZM233 126H235V125H233ZM233 126H232V127H233ZM245 126H243L244 130H245ZM248 126H249V125H248ZM248 126H247V127H248ZM253 126H252V127H253ZM207 127H208L209 129H208ZM210 127H211V128H210ZM228 127H227V128H228ZM239 127H238V128H239ZM250 127H251V126H250ZM203 128H202V129H203ZM238 128H237V129H238ZM253 128H254V127H253ZM207 129H208V131H207ZM222 129H223V128H222ZM225 129H226V128H225ZM225 129H224V130H225ZM229 129L232 130V128H229ZM229 129H228V132H229ZM247 129H249V128H247ZM247 129H246V130H247ZM204 130H203V131H204ZM233 130H234V129H233ZM242 130H243V129H242ZM220 131H221V130H220ZM225 131H227V130H225ZM225 131H224V132H225ZM221 132H223V131H221ZM250 132H251V131H250ZM251 133H252V132H251ZM228 134H229V133H227V135H228ZM233 134H235V132H233ZM246 134H247V132H246ZM221 135H222V134H221ZM230 135H231V134H230ZM247 135H248V134H247ZM231 136H232V135H231ZM250 136H251V134H250ZM245 137H246V136L244 135V138H245ZM254 137H255V136H254ZM254 137H253V138H254ZM180 138H181V137H180ZM180 138H179V139H180ZM232 138H233V137H232ZM241 138H243V135L241 136ZM244 138H243V139H244ZM251 138H252V137H251ZM251 138H250V139H251ZM227 139H229V138H227ZM227 139H226V140H227ZM235 139H237V138H235ZM238 139H240V138H238ZM224 140H225V139H224ZM233 140H234V139H233ZM228 141H230V140H228ZM240 141H241V140H240ZM243 141H244V140H243ZM245 141H247V142L250 143V144H251V142H252V141L249 142V139H246ZM224 142H225V141H224ZM226 142H227V141H226ZM231 142H232V141H231ZM232 143H233V142H232ZM232 143H231V144H232ZM245 143H246V142H245ZM169 144L172 145V143H168V145H169ZM228 144H229V143H228ZM233 144H234V143H233ZM233 144H232V145H233ZM235 144H236V142H235ZM235 144H234V145H235ZM246 144H247V143H246ZM166 145H167V144H166ZM171 145H169V146H171ZM175 145H176V144H175ZM175 145H174V147L171 146V147H173V148L170 147V151H171V149H172V150L174 149L175 152H177V151L180 150V149L182 150L181 147L177 150L176 147H178V146H175ZM238 145L243 146V142H242V144H241V143L237 144V147H238ZM248 145H249V144H248ZM164 146H165V145H164ZM235 147H236V146H235ZM237 147H236V148H237ZM249 147H250V148H248V146H246V148H248V151H250V150L252 149V148H251V145H249ZM161 148H165V150L168 149V152H169V148H168V147L166 148V147H163V146H162ZM161 148L159 147L158 149L161 150ZM232 148H233V147H232ZM244 148H245V145H244ZM156 149H157V148H156ZM158 149H157L156 151L160 153V151H158ZM230 149H231V148H230ZM238 149H240V147L237 148V150H238ZM249 149H250V150H249ZM176 150H177V151H176ZM228 150H229V148H228ZM244 150H245V149H244ZM244 150H243V151H244ZM246 150H247V149H246ZM246 150L244 151L245 153H246ZM215 151H217V150H215ZM234 151L237 153L236 149H235ZM234 151L232 150V151H231V154H232V153H233V155H239V154H240V153H239V154H238V153L235 154ZM239 151H240V150H239ZM239 151H238V152H239ZM241 151H242V147H241ZM241 151H240V152H241ZM243 151H242V155H243V156L245 155L243 158H246V159L240 158V155L237 156L236 158H240L242 164L245 163L244 160H245V161H246V160H249L250 162L247 161V162L245 163L246 165L249 164V163L251 164L250 167H249L248 165L245 166V167H247L249 170H248V169H245V170H243V169H242V170L239 169V168L244 167V165H245V164H243V166L240 165L241 163H239V162H240V160H239V161H237V162H238L237 164H239V165L234 164V162H233V164L236 165V166H234V165L232 164V167L234 166V168H232V170L235 169L234 172H235V173L237 172V173L235 174L234 172H233V173L230 172V174H234V175H236V176H235V177H236V181H235V178L233 177L234 175H231L232 177H229L230 175L228 174V177H229V181H230V178H232V179L234 178L233 182H234V181H235L236 183H237V182H238V183L240 182V184H242V181H244V182H243V184H244V183H245V180H246V183H247L248 180H249L248 178H247V179H245V178L248 177V176H250V178H251V179H250V183H249V184H250V187H249L248 184H246V183L244 184V185H247L248 188H249V189L246 188V191H247L248 193H247L246 191H244L245 189H244V187H243V189H244V190H243V191H244V192H243L244 196H241V198H238V197H236V198H238V202H239V201L241 202L242 199H243V201L246 200L247 203H248V202L250 203V201H251V203H252L253 196H255L254 199H253V203H252V204H254V202H255V201H254L255 198H256V197H259V195H258V194H255L254 192H255V191L257 192V190H262V189L264 188V186H263V185H264V181H262L263 184H262V182H261V180H263V178H264V175L262 176V173H261V172L264 171V167H263V171H262V169H261V168H262L261 165L264 166V162L262 163V160H261V163H262V164H260V166L256 164V165L254 166V168H253L252 166H253L255 163L252 164L250 158H251V157L254 158V157H253V156H254V153H253V154H252V153H251V154H250V153H247L249 156H251V157H249V158L247 159L248 156L246 157V154H245ZM251 151H252V150H251ZM163 152H164V151H163ZM172 152H173V151H172ZM172 152H170V153H172ZM252 152H253V151H252ZM165 153H167V150H166ZM170 153H168V155L166 154V155H167V158L169 157V154H170ZM212 153L214 154V152H212ZM226 153H227V152H226ZM243 153H244V154H243ZM258 153H259V152H258ZM261 153H262V152H261ZM155 154H156V153H155ZM163 154H164V153H163ZM163 154H162V155H163ZM215 154H216V153H215ZM160 155H161V154H160ZM233 155H232V157H231V155L229 154V156H230L229 158H235V157H233ZM263 155H264V154H263ZM171 156H172V155H171ZM155 157L157 158V156H155ZM159 157H160V156H159ZM222 157H223V156H222ZM224 157H226V154L224 155ZM227 157H228V156H227ZM161 158H162V157H160L159 159H161ZM170 158L172 159L173 157H170ZM185 159H186V158H184V161H185ZM261 159L264 160V157L261 158ZM161 160H162V159H161ZM161 160H160V161H161ZM166 160H167V159H165V161H166ZM214 160H215V159H214ZM225 160L227 161V159H225ZM228 160H229V159H228ZM231 160H232V159H231ZM237 160H238V159H237ZM163 161H164V160H163ZM169 161H170V160H169ZM180 161H183V160L180 159ZM211 161H212V159H211ZM234 161H235V159H234ZM255 161H256V159H255ZM259 161H260V160H259ZM161 162H162V161H161ZM161 162H160V163H161ZM215 162H216V161H215ZM248 162H249V163H248ZM256 162H257V161H256ZM177 163H178V164L181 163V164L183 165V162H180V163H179V160H178V162H176V165H178ZM226 163H227V162H226ZM235 163H236V162H235ZM257 163L259 164V162H257ZM163 164H165V163H163ZM181 164H180V165H181ZM211 164H212V166H214V165H215L214 161H213V163L211 162ZM230 164H231V163H230ZM216 165H217V164H216ZM225 165L227 166L228 164H225ZM162 166H163V165H162ZM178 166H179V165H178ZM239 166H242V167H239ZM256 166H259V167H258V168H255ZM181 167H182V166H181ZM216 167H217V166H216ZM223 167H225V166H222V168H223ZM228 167H229V165H228L227 168H226L227 171H229L230 168H231V167H230V168H228ZM236 167H238V168L236 169ZM260 167H261V168H260ZM212 168H213V167H212ZM250 168H253L254 171H256V172L258 173V176H259L260 179L255 177L256 173L253 172V171H252L253 174H252V172H251L250 174H248V176H245V175L247 174V171H250V170H251ZM259 168H260V169H259ZM226 169L223 168L222 170H225V171H226ZM228 169H229V170H228ZM238 169H239V171H241V174L239 173V175H241L240 178H243V177H244L243 180L239 178V175H237L238 172H239V171H237ZM189 170H190V169H189ZM189 170H188V171H189ZM213 170H215V169H213ZM213 170H212V171H213ZM217 170H218V169H217ZM232 170H230V171H232ZM259 170H260L261 172H260ZM208 171H209V170H208ZM243 171H244V172H243ZM245 171H246V172H245ZM189 172H190V171H189ZM214 172L216 173V171H214ZM242 172L245 173V175H244ZM215 173H213V174L215 175ZM224 173H226V172H224ZM224 173H223V174H224ZM259 173H260L261 177H260ZM208 174H209V173H208ZM211 174H212V173L210 172V175H211ZM216 174H217V173H216ZM218 174H219V173H218ZM220 174H221V172H220ZM223 174H222V175H223ZM206 175H207V174H206ZM222 175H219V176H221V177L218 176V177H219V178H218L219 180H222V179H223L224 176L222 177ZM253 175H254V177H252ZM211 176H212V175H211ZM226 176H227V174H225V177H226ZM242 176H243V177H242ZM191 177H192V176H191ZM206 177H207V176H206ZM206 177H205V178H206ZM214 177H216V175H215ZM225 177H224V179H223L224 181H225V179H226ZM156 178H157V177H156ZM238 178H239V179H238ZM252 178H255V179H256V183H257V181H260V182H259L260 184H259V183L256 184L255 181H254V184H256L255 187L259 184V185H262L263 188H260L261 186H259V185H258L259 189H257L258 187H257V188H254V186L251 187L252 185H254V184L252 183V182H253L252 180H255V179H252ZM203 179H204V178H203ZM257 179H258V180H257ZM212 180H213V179H212ZM216 180H217V179H216ZM223 180H222V182H223L224 185H225V184H228L229 186H231V185L234 186V185L236 184V183L231 184V181L228 182L227 180H226V183H224ZM237 180H239V181H237ZM241 180H242V181H241ZM151 181H152V180H151ZM160 181H161V180H160ZM251 181H252V182H251ZM187 182H188V181H187ZM208 182H209V181H208ZM215 182H216V181H215ZM215 182H214V183H215ZM222 182L219 181V183H220V185H221L220 188L223 186V188H224V192H225V191L228 192L229 196H231L230 193H229V191H231V190H232V191L238 190V187H240V184H239V186H238V185H237L238 183H237L236 186H234V187H236L235 189H234V187L232 186L233 188H232L231 190L227 191V188H226V187H227L228 185H227V186H224V185L222 184ZM165 183H166V182H165ZM229 183H230V184H229ZM251 183H252V184H251ZM153 184H154V183H153ZM157 184H158V183H157ZM210 184H211V183H210ZM215 184H217V183H215ZM243 184H242V185H243ZM209 186H210V185H209ZM229 186H228V188L230 189L231 187H229ZM162 187H164V186H162ZM167 188H168V187H167ZM214 188H216V185H215ZM225 188H226V190H225ZM253 188H254V189H253ZM239 189H240V188H239ZM251 189H252V190H251ZM255 189H256V190H255ZM159 190H160V189H159ZM192 190H193V189H192ZM203 190H204V189H203ZM207 190H208V189H207ZM222 190H223V189H222ZM222 190H221V191H222ZM200 191H201V189H200ZM211 191H212V190H211ZM232 191H231V194H233V197H234V198H232V199L236 200V199H235V195H236V193H237V194L240 193L241 189L238 190V192L235 191V192H236V193L234 192L235 194H234ZM249 191H250L251 194H249ZM251 191L253 192L254 195L250 197L249 195H252V192H251ZM169 192H171V191H169ZM206 192H207V191H206ZM262 192H263V193H262ZM192 193H193V192H192ZM210 193H211V192H210ZM257 193H258V192H257ZM259 193H260V197H259L258 199H256V201H257V200H258V201L260 200L261 202H263V200H264L263 197H264V196H263L262 198H261V196L264 195V189H263L262 191H260ZM164 194H165V193H164ZM243 194H242V195H243ZM247 194H248V195H247ZM157 195H158V194H157ZM173 195H174V193H173ZM190 195H191V194H190ZM246 195H247V198H248V199H249V197L252 198V199H249V201H248L247 198H244ZM154 196H155V195H154ZM174 196H175V195H174ZM221 196H222V195H221ZM236 196H238V195H236ZM189 197H190V196H189ZM196 197H197V196H196ZM202 197L204 198V196H202ZM155 198H156V196H155ZM177 198H178V197H177ZM192 198H193V197H192ZM203 198H201V199L203 200ZM230 198H231V197H230ZM230 198H229V199H230ZM172 199H173V198H172ZM172 199H170V200H172ZM174 199H175V198H174ZM174 199H173V200H174ZM212 199H213V198H212ZM239 199H240V200H239ZM198 200L200 201V202H199L200 204L202 203V204L204 205L203 207L201 206L200 209H201V208H202V209H201V210L198 209V211L200 210V211L203 213V210H204V209L207 210V209L210 208V205H209L208 207L205 206V205H207L208 203L206 204V202H205V204H204V202H203V201H207V200H203L202 202H201V200H200L199 198H198ZM198 200H197V201H198ZM168 201H169V200H168ZM209 201H210V200H209ZM243 201L241 202V204H243V206H244V205H246L247 203H246V201H244V202H243ZM258 201H257V202H258ZM260 201H259V203H260ZM173 202H174V201H173ZM173 202H172V203H173ZM238 202H237V200H236L235 203L237 204ZM240 202H239V203H240ZM172 203H171V204H172ZM175 203H177V201H175ZM175 203H173L172 205H174ZM180 203H181V201H180ZM195 203H196V202H195ZM197 203H198V202H197ZM199 203H198L197 208H198L199 205H200ZM232 203H233V202H232ZM235 203H234V204H235ZM239 203H238V206H239V205L242 206V205L239 204ZM244 203H245V204H244ZM249 203H248V204H249ZM251 203H250V205H252ZM255 203H256V202H255ZM167 204H168V203H167ZM178 204H179V202H178ZM178 204H177V205H174L175 210H177L178 207L176 208V206H179ZM202 204H201V205H202ZM215 204H216V203H215ZM215 204H214V205L212 204L213 208H215V207L218 206V204H217V205H215ZM196 205H197V204H196ZM230 205H231V204H230ZM258 205H259V204H258ZM261 205H263V204L261 203ZM261 205H259V206H261ZM168 206H169V204H168ZM182 206H183V205H182V203H181V206H180V207H182ZM255 206L257 207V209L259 208L258 210L256 209L257 212L254 210V208H256ZM259 206H257V205H254L253 207L251 206L254 212H252V209H250V206H248V205L246 206V208L249 207V208H247V209H245L244 207H241V208H242V212H240V213H237V211H235V212H236L237 214H239V215H240V214H242V215L245 214L246 219L248 218V217H247V216H248L247 214H252V213H254V214H253L254 217H255L254 219H257V221H258V219H259V221L257 222L256 220H252V219H253V216H252V215H251L252 217H249V218H248L249 221H248V220H247V221L250 223V225H251V221L253 222L252 224H253L254 226H255V225H258V224L260 225L259 222H261V220L264 218V212H263L264 208H263V210H262ZM204 207H205V208H204ZM206 207H207V208H206ZM235 207H237V206H235ZM167 208H168V207H167ZM169 208H170L169 210H171V206H170ZM174 208H173V206H172V209H174ZM182 208H183V207H182ZM194 208H195V207H194ZM218 208H219V207H217V208H215V209L218 211ZM238 208H239V207H238ZM241 208L238 209V212L241 211ZM164 209H166V208L164 207ZM164 209H163V210H164ZM184 209H186V208H184ZM215 209H212V211H211V209H209V211L207 210V211L209 212V213H206L207 215H206V214H204V215L201 214V215L203 216V217H202V218H203L202 220L205 221L204 218H207L206 221L210 222V220L212 221V217H210L209 215L214 216L215 218L221 216V215L218 214L220 211H218V212H214ZM231 209H232V208H231ZM243 209H245V210H243ZM136 210H137V209H136ZM196 210H197V209H196ZM206 210H204V211H206ZM216 210H215V211H216ZM220 210H222V209H220ZM260 210H262L263 213H262ZM166 211H167V210H166ZM207 211H206V212H207ZM210 211H211L213 214L215 213L216 215H213ZM244 211H245V212H244ZM161 212H162V211H161ZM170 212H171V211H170ZM173 212L175 213V211H173ZM178 212H182V211H181V210L179 211V209H178ZM201 212H200V213H201ZM227 212H230V211H227ZM233 212H234V211H233ZM243 212H244V214H243ZM249 212H250V213H249ZM258 212H259V214H258ZM174 213L171 212V215H170V216H172V218H173L174 221H171V222H169V223H171V224L174 223L173 226H175V227H176L177 225H181L180 227H181V229H182V232H184L183 229H185L187 226H186L185 228H184V227L182 228V226H183V223H182V222L185 221L184 218L182 217V213H180V214H179V213L176 214L177 212H176L175 214H174ZM187 213H188V212H187ZM220 213H221V212H220ZM256 213L258 214V217L262 216L263 218H262V217H261L262 219H261V218H258V217L256 218V215H257ZM153 214H154V212H153ZM169 214H170V213H169ZM193 214H194V213H193ZM255 214H256V215H255ZM260 214H262V215H260ZM183 215H184V214H183ZM185 215H186V214H185ZM185 215H184V216H185ZM188 215H189V214H188ZM205 215H206L207 217H206ZM218 215H219V216H218ZM158 216H159V215H158ZM164 216H165V215H164ZM193 216H194V215H193ZM240 216H241V215H240ZM249 216H250V215H249ZM117 217H118V216H117ZM117 217H116V218H117ZM159 217H160V216H159ZM159 217H158V218H159ZM162 217H163V216H162ZM214 217H213V218H214ZM241 217H242V216H241ZM245 217H243V218H245ZM116 218H115V219H116ZM118 218H119V217H118ZM209 218H210V220H208ZM215 218H214V219H215ZM236 218H237V217H236ZM236 218H234V220H235ZM238 218H239V219H242V218H240V217H238ZM168 219H169V218H168ZM182 219H183V220H182ZM200 219H201V218H200ZM218 219H219V218H218ZM239 219H238V220H239ZM250 219H251V221H250ZM90 220H91V219H90ZM192 220H193V219H192ZM196 220H197V219H196ZM215 220H216V219H215ZM180 221H181V222H180ZM206 221H205V222H206ZM255 221H256V223H258V224H255ZM97 222H98V220H97ZM135 222H136V224H137L136 227H135ZM230 222H231V221H230ZM230 222H229V223H230ZM235 222H237V221H235ZM235 222H233V223H235ZM240 222H242V225H243V226L246 225L245 223H243V222H246V220H245V221H243V219H242L241 221L239 220V222H237V224H241ZM248 222H247V224H248ZM262 222H263V220H262ZM148 223H149V222H148ZM178 223H180V224H178ZM181 223H182V224H181ZM193 223H194V222H193ZM97 224H98V223H97ZM185 224H186V223H185ZM195 224H196V223H194V225H195ZM205 224H206V223H205ZM212 224H213V223H211V225H212ZM261 224H264V223H261ZM80 225H81V224H80ZM140 225H141L140 222H139V221H136V220L132 217V218H119L118 220H116V226H115V225H114V226H115V230H116V231H118V232H120V233H123V236H125L126 232H127V233H129V232H135V233H136L137 230L140 228ZM160 225H161V224H160ZM166 225H167V224H166ZM188 225L191 226V227H192V226L195 227L192 223H191V225H190V224H188ZM196 225H197V224H196ZM200 225H201V224H200ZM208 225H210V223H209ZM208 225H207V227H208ZM248 225H249V224H248ZM248 225H246V227H250V225H249V226H248ZM253 225H251V226L253 227ZM259 225H258V226H259ZM161 226H162V225H161ZM184 226H185V225H184ZM197 226H198V225H197ZM197 226H196V227H197ZM201 226H202V225H201ZM204 226H206V225H204ZM225 226H226V225H225ZM243 226L241 227L242 229H241L240 226H239V228H240V231H239V232H240V234H239L240 237L243 235V234H241V233H242L241 231H242L243 229H245V226H244V227H243ZM258 226H255V227L259 228ZM260 226H261V225H260ZM97 227H98V226H97ZM150 227H151V226H150ZM165 227H166V226H165ZM175 227H174V228L172 227V228H173V229H177V228H175ZM178 227H179V226H178ZM202 227H203V226H202ZM230 227H231V226H230ZM230 227H229V228H230ZM252 227H251V228H252ZM261 227H262V226H261ZM261 227L259 228L260 230H261ZM153 228H154V227H153ZM205 228H206V227H205ZM224 228H226V227L223 226L222 230H223ZM235 228H236V227H235ZM257 228H255V229H257ZM161 229H162V228H161ZM247 229H248V231H251V232L255 231L254 227H253L252 229H249V228H247ZM247 229H245L246 231L244 230L245 233L248 232ZM253 229H254V230H253ZM262 229H263V231H262V230L260 231V230L257 229V230L260 232V234H261V232H264V227H263ZM11 230H12V229H11ZM132 230H133V231H132ZM177 230H179V229H177ZM217 230H218V229H217ZM236 230L238 231V228H237ZM64 231H65V230H64ZM64 231H63V232H64ZM179 231H180V230H179ZM210 231H211V230H210ZM215 231H216V230H215ZM258 231H255V232H253V233H251V234H255V233L258 232ZM2 232H3V231H2ZM57 232L60 233L59 231H57ZM57 232H56V233H57ZM259 232H258V234L256 233V236H258L257 238H259V239H260L261 237L263 238L264 233H262L263 236H261V235L259 234ZM56 233H54V236H55ZM178 233H179V232H178ZM224 233L227 235L226 232H224ZM224 233H223V235H224ZM232 233H233V232H232ZM76 234H77V237H78V235H79V236L81 235V237H80V238H81V239H80V244H79V245H80L79 251H80V253H81V264H84L85 261L87 262V259H88V258H89V260L91 259L89 264H95V262L92 261L93 259L91 258V256L89 257V254H90V253H93V252H92V248H90L89 245H88L89 242H90V241L88 240V238L91 240V243H93V245H94V244H98V242H96V241H94V240L92 239V237H91V233H90V231H89V226H88V224L86 225V227H81V226L76 227ZM183 234H184V233H183ZM183 234H182V235H183ZM220 234H221V232H220ZM220 234L218 233L219 236H220ZM235 234H236V233H235ZM248 234H250V232H248V233L246 234V236H248L247 238H246L245 236H244V237L242 236L244 239H243L242 237H241L242 239H239V238H238V239H239L240 241H241V240H244V244L247 242L249 245H250V242H251V244L254 242L253 240H256V241H257V239H253V240L251 239L252 241L249 240V239H250L249 237H251V236H249ZM251 234H250V235H251ZM58 235L61 236L62 234H57L56 236H58ZM179 235H180V234H179ZM218 235H216V236H218ZM259 235H260L261 237H260ZM60 236H59V237H60ZM62 236H63V235H62ZM64 236H66V235L64 234ZM67 236H68V235H67ZM216 236H215V237H216ZM229 236H230V235H229ZM235 236H236V235H235ZM254 236H255V235H254ZM256 236H255V238H256ZM7 237H9L8 234H7ZM163 237H164V236H163ZM166 237H167V236H166ZM237 237H238V236H237ZM51 238H52V237H51ZM61 238H66V237H60V239H61ZM75 238H76V237H75ZM164 238H165V237H164ZM174 238H175V237H174ZM213 238H214V237H213ZM216 238H218V237H216ZM216 238H214V239H216ZM58 239H59V238H58ZM66 239H67V240H66ZM66 239H65V241L68 242V241H69V237H67ZM78 239H79V238H78ZM116 239L119 240V239H122V237H117ZM124 239H125V237H123V240H122V241H124ZM148 239H149L148 235L145 234V235L142 237V239L140 238V240H139V246H140V247H141V246L144 247L145 244H146V245H149V244L151 245V244H153L152 242L147 241ZM214 239H213V240H214ZM230 239H231V237H230ZM246 239L249 240V242L246 241ZM263 239H264V238H263ZM61 240H62V239H61ZM168 240H169V239H168ZM174 240H176V239H174ZM217 240H218V239H217ZM219 240H221V239H219ZM225 240H226V239L224 238V241H225ZM235 240H236V239H235ZM235 240H234V238H233L231 241H234V242H235ZM0 241H1V240H0ZM120 241H121V240H120ZM215 241H216V240H215ZM229 241H230V240H229ZM231 241H230V242H231ZM236 241H238V240H236ZM51 242H52V240H51ZM51 242H49V243H51ZM60 242H62V241H60ZM238 242H239V241H238ZM241 242H242V241H241ZM241 242H239V243L242 245L243 242H242V243H241ZM259 242H260V240L257 241L258 244H259ZM262 242L264 243V240H263ZM262 242H261V243H262ZM62 243H63V242H62ZM75 243H76V242H75ZM120 243H121V242H120ZM232 243H233V242H232ZM232 243H230V245L233 246ZM239 243H238V244H239ZM257 243L253 244L252 246L257 245ZM263 243H262V245L264 246ZM34 244H35V243H34ZM36 244H37V243H36ZM38 244H39V243H38ZM45 244H46V243H45ZM65 244H67V245H65ZM65 244H63V246L65 245V246H64L65 249L63 248L64 250H66V248H69V245H68L69 242H68V243H65ZM217 244H219V243L217 242ZM217 244H216V245H217ZM227 244H228V242H227ZM236 244H237V242H236ZM236 244L234 245V248L237 249V250L235 251V249H232V250L235 251V253L232 251V252H233V257H235L234 254L237 256V257H235L236 260L233 259V260H235V263H236V261H238V262H237L238 264H239L240 262H241V264H242V262H243V264H245V263L247 264V262L244 263V261H247V260L249 259V260H248V264H250L252 260L250 261V258H248V254H247V253H249L250 255H252L253 253L255 254L254 251L257 250V248L255 247V248H256V249H255V248L253 247V248L255 249V250L253 251V249L251 248L252 246H251L250 249H249V248H247V247H248L247 244H246V245H247L246 247H245V245L243 244V245H244V251H245V250L247 251V252L245 251V253L243 252V254H244V255L247 254V255H245V256L242 255V256H241V254H242L241 252L243 251V248H242L243 246H241V245L239 244V245L241 246V248H242V250L240 251V250L238 249V248H240V246H238V248H237V247H235V246H237L238 244H237V245H236ZM31 245H33V243H32ZM49 245H50V244H49ZM58 245H60V247H61V244H58ZM259 245H260V244H259ZM259 245H257V246H259ZM262 245H260V247H262ZM33 246H34V245H33ZM63 246H62V247H63ZM66 246H68V247H66ZM35 247H37V249L39 248V247L36 246V245H35ZM49 247H50V246H49ZM76 247H77V245H76ZM228 247H229V246H228ZM45 248L48 249L47 246H46ZM51 248H52V247H51ZM70 248H71V247H70ZM184 248H185V247H184ZM184 248H183L182 246H179V245H178V247H175L173 250H171V251L168 250V251H167L168 257H170L171 259H174V260L177 259V261H178L179 263H181V264H196L192 259H190V262H189V259H188L189 256H188L187 254H185L186 252H185V249H184ZM220 248H221V247H220ZM229 248H230V247H229ZM231 248H232V247H231ZM241 248H240V249H241ZM75 249H76V248H75ZM247 249H249V250H247ZM258 249H261V248L258 247ZM38 250H39V249H38ZM44 250H45V249H44ZM64 250H63V252H64ZM67 250H68V249H67ZM69 250H70V249H69ZM76 250H77V249H76ZM250 250H251V251H250ZM41 251H42V250H41ZM47 251H49V250H47ZM248 251H249V252H248ZM252 251H253V252H252ZM262 251H263V250H262ZM262 251H259V250H258V252L256 251V252H257V255H260V254H258V253H260V252H262ZM43 252H44V251H43ZM63 252H62V253H63ZM67 252H69V251H67ZM229 252H230V251H229ZM232 252H231V253H232ZM64 253H65V252H64ZM251 253H252V254H251ZM262 253H264V252H262ZM262 253H261V255H262ZM69 254H70V253H69ZM69 254H68L66 257L69 258ZM70 255H71V254H70ZM72 255H73V254H72ZM72 255L70 256L71 258H72ZM261 255L258 256V257H261ZM263 255H264V254H263ZM263 255H262V258H264ZM187 256H188V257H187ZM39 257H40V256H39ZM39 257L36 256V259H38ZM233 257H230V259L233 258ZM243 257H247V260H245L246 258H243ZM249 257H253V258H254L253 255H252V256H249ZM255 257H256V256H255ZM33 258H34V256H33ZM139 258H140V259H139L138 262H140V264H144L145 261H146L148 264H151L146 258H143V257H139ZM237 258H239V259L237 260ZM253 258H252V259H253ZM40 259H41V257H40ZM117 259H118V261H117L118 264H122V263H126V262H127V259H125V258L122 257V256H117ZM259 259H260V258H259ZM259 259H258V260H259ZM77 260H78V259H77ZM240 260H241V261H240ZM243 260H244V261H243ZM254 260H255V259H254ZM260 260H262V259H260ZM260 260H259V261H256V260H255V262H258V263L262 262V261H260ZM36 261H37V260H36ZM39 261H40V260H39ZM39 261H37L38 264H39ZM67 261H68V260H67ZM143 261H144V262H143ZM239 261H240V262H239ZM249 261H250V262H249ZM18 262H19V261H18ZM41 262H42V261H40V264L43 263V262H42V263H41ZM68 262H69V261H68ZM129 262H130V264H137V263H134V261H131V260H129ZM146 262H145V263H146ZM231 262H233V261H231ZM252 262H254V261H252ZM255 262H254L253 264H255ZM20 263H21V261H20ZM147 263H146V264H147ZM51 264H53V263H51ZM96 264H97V263H96ZM232 264H233V263H232ZM256 264H257V263H256Z\"/></svg>","mask_w":264,"mask_h":264},{"label":"water","instance_id":"obj_3","mask_svg":"<svg viewBox=\"0 0 264 264\" xmlns=\"http://www.w3.org/2000/svg\"><path fill=\"white\" fill-rule=\"evenodd\" d=\"M140 234V231L136 233L126 232L124 241L115 240L114 236H107L101 240V243L99 242L94 245L88 238L90 241L88 245L92 248L93 252L89 254V257L91 256L95 264H118L117 256H122L127 259V262L122 264H130L129 260L140 264V262H138L140 259L139 257L146 258L151 264H181L177 259L174 260L168 257L165 241L157 244L153 243L151 245L145 244L144 247H140ZM90 260L88 258L87 262L85 261L84 264H89ZM145 262L144 264L147 263Z\"/></svg>","mask_w":264,"mask_h":264},{"label":"crops","instance_id":"obj_4","mask_svg":"<svg viewBox=\"0 0 264 264\" xmlns=\"http://www.w3.org/2000/svg\"><path fill=\"white\" fill-rule=\"evenodd\" d=\"M0 8L1 9H6V10H9V8H11L10 7V3H9V1H6V3H5V6H4V4H0ZM30 8V7H29ZM174 201V202H173ZM173 201H171L170 203H168L169 204V206H168V204H166V206H165V208L166 209H161L160 211H154V214H153V212L152 213H150V214H148V216L146 217V219L144 220V221H140L139 220V218H137V217H135L133 214H130V213H128V214H121V215H119L118 217L119 218H134L136 221H139L140 222V228L137 230V232H139L140 231V235H141V239H142V237L145 235V234H147L148 235V237H149V239L147 240V241H150V242H152V243H154V244H157V243H160V242H162V241H168V242H171V244L170 245H167L166 243H165V246H166V248H167V251L169 250V251H171V250H173L175 247H178V245H176L177 244V242H178V240L181 238V236H182V229H181V227H180V225H177L176 227L175 226H173V224H171V223H169V222H171V221H174L173 220V218H172V216H170L171 215V212L172 213H174L173 211H175V213L176 214H180L181 212H178V209H179V211L181 210V205H180V201L179 200H173ZM175 201H177V203H175ZM175 203L174 205H177L178 204V202H179V206H176V208H177V210H175V208H174V205H172L173 203ZM172 203V204H171ZM171 206V210H169L170 207ZM172 206H173V208L174 209H172ZM168 207V208H167ZM167 210V211H166ZM162 211V212H161ZM171 211V212H170ZM170 213V214H169ZM174 213V214H175ZM160 217H159V216ZM165 215V216H164ZM163 216V217H162ZM117 216H113V219H114V225L116 226V220H118L119 218L117 217ZM159 217V218H158ZM116 218V219H115ZM169 218V219H168ZM97 220H98V222H97ZM149 222V223H148ZM98 223V224H97ZM100 220L99 219H97V218H92L91 220H90V223L88 222V226H89V231H90V233H91V237H92V239L94 240V241H96V242H100L101 243V240H103V238H105V237H107L108 235H107V233H106V228L105 227H100ZM162 226H161V225ZM167 224V225H166ZM136 222H135V227H136ZM98 226V227H97ZM115 226H112V227H110L111 229H110V232H111V236H114V238H115V240H116V238L117 237H122V239H119V240H123V237H125L126 236V234H125V236H123V233H120V232H118V231H116L115 230ZM141 226H142V228H141ZM151 226V227H150ZM166 226V227H165ZM179 226V227H178ZM154 227V228H153ZM175 227V228H177V229H179V230H177V229H173V228ZM162 228V229H161ZM133 231V230H132ZM179 232V233H178ZM180 234V235H179ZM165 238H164V237ZM167 236V237H166ZM175 237V238H174ZM169 239V240H168ZM174 239H176V240H174ZM180 241V240H179ZM173 243H175V245H172Z\"/></svg>","mask_w":264,"mask_h":264}]
</instances>
